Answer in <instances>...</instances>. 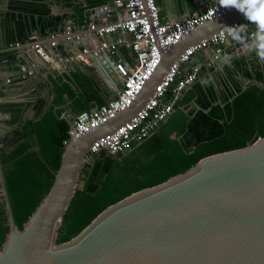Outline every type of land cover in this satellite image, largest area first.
<instances>
[{
    "label": "water",
    "instance_id": "water-1",
    "mask_svg": "<svg viewBox=\"0 0 264 264\" xmlns=\"http://www.w3.org/2000/svg\"><path fill=\"white\" fill-rule=\"evenodd\" d=\"M100 1L104 5L84 11L87 18L89 13L108 7L109 0ZM242 17V13L228 7L221 15L196 25L162 55L131 105L71 138L61 153L49 191L21 228L14 219L0 157V192L8 226L0 245V264H264V136L245 147L207 156L160 183L131 192L105 207L76 235L56 242L75 189L83 186L78 179L92 142L114 131L144 105L186 47ZM69 35L78 34L71 31ZM80 37L73 43L63 36V45L80 50L85 45ZM251 41L246 37L230 40L207 61L213 59L223 69L224 57L228 56L234 67L236 59L257 55L255 51L241 53L240 46L250 45ZM257 56L264 65V58ZM89 61L116 96L121 79L112 65L120 58L101 54L89 57ZM206 68L213 72L214 65L210 63ZM215 94L220 99L217 90ZM10 112V108H0V123L7 122ZM70 113L75 120L76 113ZM2 137L0 134V147L6 148Z\"/></svg>",
    "mask_w": 264,
    "mask_h": 264
},
{
    "label": "trees",
    "instance_id": "trees-1",
    "mask_svg": "<svg viewBox=\"0 0 264 264\" xmlns=\"http://www.w3.org/2000/svg\"><path fill=\"white\" fill-rule=\"evenodd\" d=\"M23 6L28 7L26 3ZM35 10L42 13L47 25L60 20L42 7ZM227 74L235 81L231 69H227ZM254 74L242 73L247 79L264 83V68ZM74 81L80 91L73 100L78 111L88 108L90 103L100 105L106 101L100 87L85 73L74 75ZM206 81L210 82L205 79L185 89L170 116L130 153L112 155L101 150L92 156V161L83 163L79 175L83 186L75 189L56 242L67 241L105 207L131 192L160 183L207 156L245 147L264 136V87L253 83L241 89L236 81L234 90L219 103L210 86L203 88ZM68 95L75 94L68 90ZM193 100L198 109L192 107L185 113L181 108ZM62 111L49 107L42 113L40 104L34 117L14 129L7 147H0L10 203L19 228L49 191L59 167L69 127L60 117ZM6 222L0 194V245L8 230Z\"/></svg>",
    "mask_w": 264,
    "mask_h": 264
},
{
    "label": "built area",
    "instance_id": "built-area-1",
    "mask_svg": "<svg viewBox=\"0 0 264 264\" xmlns=\"http://www.w3.org/2000/svg\"><path fill=\"white\" fill-rule=\"evenodd\" d=\"M111 3L114 6L113 19L102 22L90 20L87 23V29L102 38L99 45L96 47L83 46L80 50L72 49L69 59L87 64L90 63L89 57L91 56L101 54L106 58L109 55L117 56V48L123 44L130 47L134 58L130 63L120 59L115 65H112L114 73L121 79L116 96L112 95L100 105L90 103L88 108L76 112L75 120L67 110L60 113V117L69 124L68 139L64 140L65 144L71 138L88 132L131 105L155 72L161 62L162 55L196 25L221 15L228 8L223 7L220 0H207L197 13L182 16L177 20H164L160 16L156 0H111ZM237 25H246L241 36L253 39V34L256 31L255 24L242 17L228 26ZM113 32H118L120 35L114 41L107 40L106 35ZM70 33L71 30L68 29L63 34L69 40L78 39L80 36L78 34L75 37H70ZM125 34H129V38ZM59 35L58 33L51 34L53 45L54 38ZM228 40L236 41L224 27L208 38L186 47L170 64L144 105L114 131L96 138L84 161L92 160V156L101 150L112 155L125 154L148 138L174 111L182 93L196 81L201 70L200 65H191L182 73V68L195 53L208 47L213 49L210 58H215L217 53H220L228 44ZM33 48L38 53L44 51V48L38 43H34ZM211 61L214 62L213 59ZM211 61H207L205 65H209ZM108 62L111 64L110 61ZM20 71L26 72V66L21 65Z\"/></svg>",
    "mask_w": 264,
    "mask_h": 264
},
{
    "label": "crops",
    "instance_id": "crops-1",
    "mask_svg": "<svg viewBox=\"0 0 264 264\" xmlns=\"http://www.w3.org/2000/svg\"><path fill=\"white\" fill-rule=\"evenodd\" d=\"M156 1L159 5L160 16L164 20H177L182 16L197 13L207 2V0H199L197 3L195 0ZM10 2L12 4L9 5ZM24 3L27 4L28 7L25 6L27 9L24 8ZM101 5H104V2L100 0H0V108L11 109L7 122L0 123L2 143L6 142V138L11 136L15 128L22 125V118L29 119L28 117L35 116L36 107L40 104L42 113L49 107L67 110L69 113L73 110L76 113L78 110L74 108L73 100L78 97L80 91L74 81V75L78 73H85L92 78L95 84L100 87L104 99L113 95L112 89L98 75L91 63L86 64L82 61L69 59V54L74 48L63 45L66 43L63 33L68 29L73 31V34L77 33L81 36L80 39L83 40L84 46L96 47L99 45L102 38L89 31L87 23L90 20L102 22L113 19L114 6L109 0L106 9L89 13V18L85 16L84 11L89 7ZM41 7L46 9L49 14L59 16L60 20L54 25L44 23L42 13L35 10ZM58 29H60L58 32L60 35L54 38L53 45L51 34L59 31ZM119 35L118 32H113L106 35L105 38L114 41ZM125 36L129 38L130 35L125 34ZM69 41L74 43L76 38ZM34 43H38L44 48L43 53L35 51ZM227 43L229 44L230 40ZM240 47L242 54L247 55L248 52H252L250 45L243 44ZM237 48L234 49L236 53H238ZM212 51V47H208L195 53L182 68V73L191 65H200L202 71L198 75L196 83L209 79L228 84L229 79L226 77L225 69H231L235 79H242V74H235L228 56L224 57L223 69L219 63L214 64L211 61L214 70L209 72L205 63L212 56ZM117 53V56L126 63L133 61L134 53L128 45L118 46ZM238 60L236 59V62ZM21 65L26 66V72L20 71ZM68 90L74 92V97H69ZM7 145L5 144L6 147Z\"/></svg>",
    "mask_w": 264,
    "mask_h": 264
},
{
    "label": "clouds",
    "instance_id": "clouds-1",
    "mask_svg": "<svg viewBox=\"0 0 264 264\" xmlns=\"http://www.w3.org/2000/svg\"><path fill=\"white\" fill-rule=\"evenodd\" d=\"M223 6L235 8L242 13L244 19L256 25V31L250 44V50L264 58V8L260 5V0H220ZM246 25L226 26V31L236 40L243 37Z\"/></svg>",
    "mask_w": 264,
    "mask_h": 264
},
{
    "label": "flooded vegetation",
    "instance_id": "flooded-vegetation-1",
    "mask_svg": "<svg viewBox=\"0 0 264 264\" xmlns=\"http://www.w3.org/2000/svg\"><path fill=\"white\" fill-rule=\"evenodd\" d=\"M238 61L235 62V64H234L235 74H242L245 71L254 72L257 69L264 68V65L261 64L259 57L255 54H253L250 57L240 58ZM225 73H226V77L228 78L227 69H225ZM228 79H229L228 84L219 83L216 80L215 81L212 80L209 83H208V81H206L205 83H203V88L206 90L208 88V86H210V88H212L214 93H216V90H217L219 92L220 99L216 98V102L222 103L223 102L222 97L226 96L229 93V91L234 90V87L236 86L235 85L236 81L238 82V85L241 87V89H244L246 86H248L249 84H253V83L258 84L261 87H264L260 84L263 82H259V81L254 80V79H247V78L243 77V75H242V79H239V80L235 79V81L234 80L231 81L230 78H228ZM230 99L231 98H229V100ZM220 100H221V102H220ZM192 107H195V109H198V105L196 104L195 100H193L187 107L181 108V109L185 113H187L189 111V109H191ZM194 111H196V110H194ZM191 116H192V114H191ZM173 134L175 135V133H172L171 136H173ZM11 136H12V134H11ZM11 136L6 138V142H3L4 145L5 144L7 145V143L10 142ZM130 151H128L127 153H130ZM127 153H125V154H127Z\"/></svg>",
    "mask_w": 264,
    "mask_h": 264
},
{
    "label": "snow or ice",
    "instance_id": "snow-or-ice-1",
    "mask_svg": "<svg viewBox=\"0 0 264 264\" xmlns=\"http://www.w3.org/2000/svg\"><path fill=\"white\" fill-rule=\"evenodd\" d=\"M220 4H221V2H220ZM222 5V4H221ZM260 5H261V7L262 8H264V0H260ZM223 6V5H222ZM223 7H229V6H223Z\"/></svg>",
    "mask_w": 264,
    "mask_h": 264
},
{
    "label": "rangeland",
    "instance_id": "rangeland-1",
    "mask_svg": "<svg viewBox=\"0 0 264 264\" xmlns=\"http://www.w3.org/2000/svg\"><path fill=\"white\" fill-rule=\"evenodd\" d=\"M175 121H176V119H174V120H173V122H175ZM172 137H174V134H173V136H172ZM92 160H93V159H92ZM92 160H89V161H92ZM84 162H85V161H84ZM84 162H83V163H84ZM78 180H79V179H78ZM81 182L83 183V180H79V181H78V184L80 185V184H81Z\"/></svg>",
    "mask_w": 264,
    "mask_h": 264
}]
</instances>
